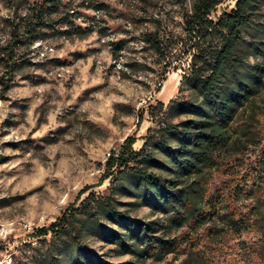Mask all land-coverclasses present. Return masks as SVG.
<instances>
[{
    "label": "rangeland",
    "instance_id": "obj_1",
    "mask_svg": "<svg viewBox=\"0 0 264 264\" xmlns=\"http://www.w3.org/2000/svg\"><path fill=\"white\" fill-rule=\"evenodd\" d=\"M41 1L0 0V264H261L256 250H264V204L254 224L252 204L246 208L234 188L264 151V88L233 124L240 141L207 172L210 191L225 196L222 214L245 215L241 236L219 221L212 234L200 229L190 245L157 260L142 257L126 225L105 213L94 224L80 216L77 230L62 236L37 235L92 194L132 220L153 223L158 234L187 233L186 226L172 227L170 215L136 184L114 186L106 163L128 137L139 150L160 126L184 118L170 102L187 95L181 81L190 63L181 44L163 59L143 40L146 33L159 34L170 50L185 36L189 4L63 0L31 41L32 8ZM220 1L217 15L238 0ZM157 157L160 165H131L184 185L198 176L183 173L163 151ZM83 224L89 225L79 233Z\"/></svg>",
    "mask_w": 264,
    "mask_h": 264
},
{
    "label": "trees",
    "instance_id": "obj_2",
    "mask_svg": "<svg viewBox=\"0 0 264 264\" xmlns=\"http://www.w3.org/2000/svg\"><path fill=\"white\" fill-rule=\"evenodd\" d=\"M62 2L42 0L33 5L31 41L39 39L38 30L47 25V19L59 14ZM220 2L179 0L181 4L190 5L184 14L186 33L182 40L177 38L170 44L169 51L165 48V39L159 34L144 35L145 43L163 59L180 49V44L190 55V63L181 81V91L185 90L187 95L170 102L171 106H177L178 115L184 118L160 126L139 150L134 148L135 137H128L118 152L110 154L106 163V178H110L114 186L126 188L136 184L143 189L146 199L162 213L170 215L172 227L186 226L187 233L181 237L158 234L153 223L132 220L111 201L101 198L99 202L100 198L92 194L80 207L73 205L49 226L38 228V236L49 232L65 235L77 230L80 216L86 215V223L94 224L99 214L105 213L126 225L128 237L134 241L133 246L142 257L163 260L178 247L190 245L193 237L200 234V229L212 234L219 221H225L233 234L242 235L245 215L222 214L225 196L219 189L214 193L210 191L207 172L217 167L219 159L230 153L240 141L233 124L241 110L264 88V63L259 62L264 60V0H238L230 11L217 15L215 12ZM252 58H255L254 62ZM158 151H163L176 162L183 173L196 172V179L184 185L179 179L166 178L147 167L131 165L132 162L160 165ZM234 192L243 204H252L250 211L256 224L264 204V151ZM244 205L248 207V204ZM248 222L251 225L252 220ZM88 225L83 224L79 233ZM256 251L258 260L264 264V250ZM187 262L188 259L182 264ZM104 264L137 263L128 260Z\"/></svg>",
    "mask_w": 264,
    "mask_h": 264
}]
</instances>
